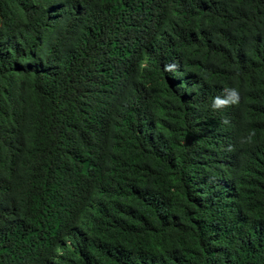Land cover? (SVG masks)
Listing matches in <instances>:
<instances>
[{
  "label": "trees",
  "instance_id": "obj_1",
  "mask_svg": "<svg viewBox=\"0 0 264 264\" xmlns=\"http://www.w3.org/2000/svg\"><path fill=\"white\" fill-rule=\"evenodd\" d=\"M0 264H264V0H0Z\"/></svg>",
  "mask_w": 264,
  "mask_h": 264
},
{
  "label": "clouds",
  "instance_id": "obj_2",
  "mask_svg": "<svg viewBox=\"0 0 264 264\" xmlns=\"http://www.w3.org/2000/svg\"><path fill=\"white\" fill-rule=\"evenodd\" d=\"M166 70H172V66L171 65H166ZM240 103V95H239V90L235 87H226L224 89V95L223 96H216L212 99V104L211 107L214 110H220L222 108L225 107H229V106H233V105H237ZM222 123L224 124H228L229 121L228 120H224L222 121ZM255 133L254 132H250L247 137H242L239 141V143L241 145L244 144H252L253 143V137H254ZM232 147L230 146L228 148V151H232Z\"/></svg>",
  "mask_w": 264,
  "mask_h": 264
}]
</instances>
